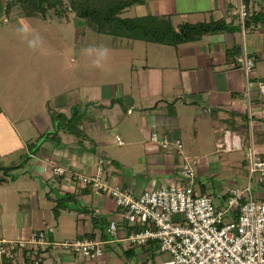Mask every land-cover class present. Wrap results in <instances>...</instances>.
<instances>
[{
  "label": "crops",
  "instance_id": "0c3cea01",
  "mask_svg": "<svg viewBox=\"0 0 264 264\" xmlns=\"http://www.w3.org/2000/svg\"><path fill=\"white\" fill-rule=\"evenodd\" d=\"M5 2L0 0L1 14ZM240 2L147 0L132 6L137 7L135 15L123 17L132 7L127 8L121 17L166 16L174 27L223 20L228 28L176 49L165 45L152 50L147 47L144 58L138 55L141 67L123 62L119 71L118 63L111 64L115 67L110 71L123 72L114 83L93 85L98 91L83 100L86 107L81 99L65 95L56 102L51 117L40 122V128L35 124L33 129H27V139L19 128L22 120L1 105L0 128L10 125L19 144L4 149L9 142L1 138L0 156L14 154L23 159L29 155L30 160L24 168L14 164L17 167L12 171L22 172L23 178L15 176L0 182V240L26 239L33 231H47L52 240H96L105 250L102 257L91 260L52 248L42 264H145L149 260L158 264L161 253L155 244L142 248L129 245L126 237L133 228L124 222L115 201L107 193L83 187L74 180V176L94 175L100 160L105 162L109 184L136 196L178 184L180 166L186 159L196 160L198 182H203L205 193L212 194L217 205L222 206L228 189L243 185L247 178V150L252 147L264 156V97L256 86L259 81L264 83V22H259L260 29L243 31L238 15ZM247 3L252 15L264 14V0ZM116 43V51L136 50L130 40ZM235 47L237 54L228 59L227 53ZM245 54L256 61L249 77L236 62ZM77 108L82 137L63 129L59 131L58 144L48 139L37 153L30 151L27 143L57 131L54 113L70 117ZM153 133L160 139H181L183 150L162 151L150 142ZM55 167L66 174L55 177ZM214 178H225L219 190L215 189ZM204 190L198 185L197 192ZM54 191L56 200L58 196H69L58 218L54 216ZM258 192L264 196V191ZM113 221L117 223L115 235L108 232ZM0 264L28 263L19 253L12 258L0 257Z\"/></svg>",
  "mask_w": 264,
  "mask_h": 264
},
{
  "label": "built area",
  "instance_id": "2783aa9c",
  "mask_svg": "<svg viewBox=\"0 0 264 264\" xmlns=\"http://www.w3.org/2000/svg\"><path fill=\"white\" fill-rule=\"evenodd\" d=\"M238 15L243 31L262 27L261 23L252 22L247 0H241ZM236 62L247 77L256 67L255 59L247 54L237 57ZM256 86L264 97V83L259 81ZM117 142L123 144L120 138ZM150 142L168 153L183 150V142L176 137L160 139L153 133ZM246 159L245 183L230 187L222 206L217 205L213 195L197 192L198 162L193 159H186L180 166L178 184L138 196L109 184L104 160L99 161L94 175L74 176V180L83 187L107 193L123 213L124 222L133 228L126 237L129 245L142 248L155 244L161 253L158 264H264V196L258 192L264 191V156L251 147ZM65 174L62 168L53 169L54 176ZM116 230L117 223L113 221L108 232L115 235ZM52 248L91 260L105 253L103 244L96 240L59 242L52 240L47 231H33L26 239H1L0 257L12 258L20 253L28 264H42ZM145 264L154 263L149 260Z\"/></svg>",
  "mask_w": 264,
  "mask_h": 264
},
{
  "label": "rangeland",
  "instance_id": "374dc122",
  "mask_svg": "<svg viewBox=\"0 0 264 264\" xmlns=\"http://www.w3.org/2000/svg\"><path fill=\"white\" fill-rule=\"evenodd\" d=\"M5 1L3 13H0V106L9 110L12 116L16 114L15 117L19 121L22 120L19 128L23 129L25 138H28L27 129H33L35 124L40 128V122L44 118L51 117L53 109L56 110V102H60L65 95L66 98L81 99L83 106L86 107L88 104L86 102L84 104L83 100L88 96L93 97L98 91L93 85L114 83L115 78L123 72L110 71L109 68L115 67L111 64L118 63L119 71H122L123 62L141 67L139 54L144 58L147 47L152 50L163 46L130 40V43L135 44L136 50L131 52V48L128 50L123 48L122 51L120 49L116 51L113 43L129 40L119 38L115 40L108 35L86 29L84 23L71 13L69 21L44 22L39 18H24L23 10L17 8L10 12L6 7L7 0ZM53 2L55 0H50V3ZM136 8L132 7L130 13L124 12L122 16L135 15ZM1 10L0 6V12ZM165 46L176 49L174 46ZM130 67L131 65L127 67L128 71ZM77 110L78 108L74 110L75 113ZM80 119L78 114L71 123L60 118L58 122L63 127L70 124L73 130L82 133ZM1 127L3 128H0V139L9 142L4 149L18 146L19 142L10 125L4 124ZM40 144L41 142L37 145ZM13 155H1L0 165L6 166L0 168L11 169L17 166L24 168L23 165L27 163L25 156L21 159L18 155ZM15 163L17 166H14ZM20 173L22 174V172L6 173L0 170V179L15 178V176L23 178ZM245 181L246 179L244 183ZM224 183L225 178H214L216 190H219ZM56 194L55 191L52 193L53 199L56 198Z\"/></svg>",
  "mask_w": 264,
  "mask_h": 264
},
{
  "label": "trees",
  "instance_id": "16d2710c",
  "mask_svg": "<svg viewBox=\"0 0 264 264\" xmlns=\"http://www.w3.org/2000/svg\"><path fill=\"white\" fill-rule=\"evenodd\" d=\"M54 1V0H53ZM147 0H7V8L10 12L17 8L23 10L24 18H39L44 22L69 21V16L73 14L80 19L86 29H90L97 34H105L113 38L128 39L133 41H144L158 45H168L178 47L182 44L194 43L203 39V37L224 31L228 28L225 21H210L197 24L183 23L174 27L170 17L166 16H145L135 18H123L121 14L127 9L137 4L145 3ZM7 10V9H6ZM71 13V14H70ZM10 15V13L8 14ZM252 22H264V14H253ZM238 48H234L227 53L228 59L237 54ZM70 117L63 114L54 113L52 119L56 125V132L42 135L37 143L28 145L30 151L37 153L44 141L50 139L52 142L59 143V131L65 130L71 135L82 137L80 132L73 130L70 124L60 126L58 119L73 122L78 113L71 112ZM78 130V129H77ZM41 142L40 145H37ZM26 160L30 157L27 155ZM22 167V166H21ZM14 168H11L12 171ZM57 177V176H55ZM5 181L4 178L0 182ZM199 186L203 187V182L199 181ZM205 190L204 193L205 194ZM208 194V193H207ZM212 195V194H210ZM69 196L57 198L54 207V216L58 218L63 202L68 200ZM133 230V229H131ZM26 256V253H24Z\"/></svg>",
  "mask_w": 264,
  "mask_h": 264
},
{
  "label": "water",
  "instance_id": "95a60500",
  "mask_svg": "<svg viewBox=\"0 0 264 264\" xmlns=\"http://www.w3.org/2000/svg\"><path fill=\"white\" fill-rule=\"evenodd\" d=\"M0 170H1V171H5V172H8V171H9L8 168H4V169H3V168H0Z\"/></svg>",
  "mask_w": 264,
  "mask_h": 264
},
{
  "label": "flooded vegetation",
  "instance_id": "af4514ba",
  "mask_svg": "<svg viewBox=\"0 0 264 264\" xmlns=\"http://www.w3.org/2000/svg\"><path fill=\"white\" fill-rule=\"evenodd\" d=\"M8 172H9V171H8ZM8 172H7V173H8Z\"/></svg>",
  "mask_w": 264,
  "mask_h": 264
}]
</instances>
